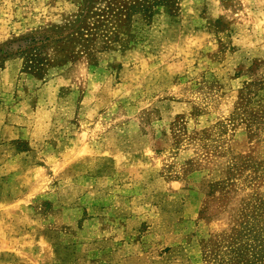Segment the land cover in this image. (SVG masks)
<instances>
[{"label": "rangeland", "instance_id": "rangeland-1", "mask_svg": "<svg viewBox=\"0 0 264 264\" xmlns=\"http://www.w3.org/2000/svg\"><path fill=\"white\" fill-rule=\"evenodd\" d=\"M0 264H264V0H0Z\"/></svg>", "mask_w": 264, "mask_h": 264}]
</instances>
